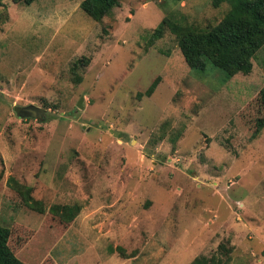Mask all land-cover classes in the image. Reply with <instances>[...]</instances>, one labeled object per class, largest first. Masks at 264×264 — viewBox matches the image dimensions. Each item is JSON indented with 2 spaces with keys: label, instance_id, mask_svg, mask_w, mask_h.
Wrapping results in <instances>:
<instances>
[{
  "label": "rangeland",
  "instance_id": "374dc122",
  "mask_svg": "<svg viewBox=\"0 0 264 264\" xmlns=\"http://www.w3.org/2000/svg\"><path fill=\"white\" fill-rule=\"evenodd\" d=\"M79 2L0 0L10 250L27 264H264V43L225 78L189 69L166 26L149 36L163 17L213 25L226 4L119 0L95 21ZM27 104L40 120L16 114Z\"/></svg>",
  "mask_w": 264,
  "mask_h": 264
},
{
  "label": "trees",
  "instance_id": "16d2710c",
  "mask_svg": "<svg viewBox=\"0 0 264 264\" xmlns=\"http://www.w3.org/2000/svg\"><path fill=\"white\" fill-rule=\"evenodd\" d=\"M12 1L27 5L34 0ZM118 3L119 0H80L79 6L91 19L98 21ZM220 4L227 5L226 11L213 25L199 28L181 25L163 17L150 33V40L160 37L164 31L163 26H166L174 35L176 45L189 69L201 72L207 61L219 69L225 78L235 73H248L251 68V57L264 43V0H211L213 7ZM155 86L154 79L144 90V95H150ZM257 99L264 109V84L258 90ZM263 125L264 118L256 119L253 134ZM14 184L15 181L12 187L19 192ZM34 204L30 205L31 209L43 211V207ZM61 209L60 217L64 216V219L69 220L73 216L70 209L62 207ZM8 234V229L0 226V264H27L18 259L8 247ZM188 264L217 263L214 257L197 256Z\"/></svg>",
  "mask_w": 264,
  "mask_h": 264
},
{
  "label": "water",
  "instance_id": "95a60500",
  "mask_svg": "<svg viewBox=\"0 0 264 264\" xmlns=\"http://www.w3.org/2000/svg\"><path fill=\"white\" fill-rule=\"evenodd\" d=\"M77 107H82L81 105V98H79L76 102ZM16 114L19 117H29V118H36L40 120L42 118V113L44 112V109L41 107H38L34 104H27L26 106H17L14 107Z\"/></svg>",
  "mask_w": 264,
  "mask_h": 264
}]
</instances>
